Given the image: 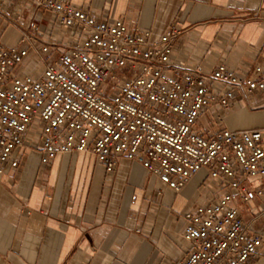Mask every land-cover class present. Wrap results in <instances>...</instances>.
I'll return each mask as SVG.
<instances>
[{
	"label": "built area",
	"instance_id": "obj_1",
	"mask_svg": "<svg viewBox=\"0 0 264 264\" xmlns=\"http://www.w3.org/2000/svg\"><path fill=\"white\" fill-rule=\"evenodd\" d=\"M27 17L0 6L18 41L0 35V174L15 171L26 151L42 164L84 151L111 172L137 161L170 189L200 169L222 192L184 213L186 255L175 264H254L262 234L238 201L264 207V129L219 126L238 101L257 107L264 66L247 73L173 65L177 30L157 41L121 18L97 19L69 0H22ZM179 72H174V67ZM209 114L216 126L201 127Z\"/></svg>",
	"mask_w": 264,
	"mask_h": 264
},
{
	"label": "crops",
	"instance_id": "obj_2",
	"mask_svg": "<svg viewBox=\"0 0 264 264\" xmlns=\"http://www.w3.org/2000/svg\"><path fill=\"white\" fill-rule=\"evenodd\" d=\"M97 19L124 20L157 41L176 29L173 65L211 69L224 63L239 73L264 66V0H69ZM22 0H0L13 17H27ZM18 29L0 18L7 44ZM174 72H179V67ZM257 107L238 103L219 126L264 129V95ZM205 114L201 127L216 126ZM18 168L0 174V264H175L186 255L184 213L216 198L220 181L200 169L179 192L137 161L121 158L106 172L84 151L57 154L42 164L26 151ZM245 221L261 232L254 264H264V207L238 201Z\"/></svg>",
	"mask_w": 264,
	"mask_h": 264
}]
</instances>
